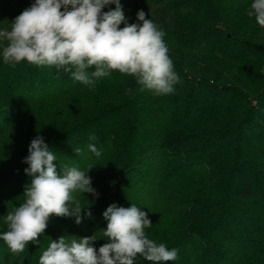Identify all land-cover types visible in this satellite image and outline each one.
Segmentation results:
<instances>
[{
  "label": "trees",
  "instance_id": "trees-1",
  "mask_svg": "<svg viewBox=\"0 0 264 264\" xmlns=\"http://www.w3.org/2000/svg\"><path fill=\"white\" fill-rule=\"evenodd\" d=\"M33 2L0 0V29L10 30ZM252 2L120 0L129 24L143 10L165 33L181 81L168 95L141 91L118 71L93 89L63 69L13 67L0 55V232L25 199L31 178L22 160L37 135L58 166L94 165L88 175L98 193L77 194L81 216L91 218L50 217L38 244L22 253L0 240V264H39L61 236L94 234L98 249L108 242L102 213L112 203L148 214V238L179 250L166 264H264V28L247 15ZM90 134L100 158L88 151Z\"/></svg>",
  "mask_w": 264,
  "mask_h": 264
},
{
  "label": "clouds",
  "instance_id": "clouds-1",
  "mask_svg": "<svg viewBox=\"0 0 264 264\" xmlns=\"http://www.w3.org/2000/svg\"><path fill=\"white\" fill-rule=\"evenodd\" d=\"M109 4L115 9L103 11ZM247 15L264 28V0H253ZM136 19V23H128L120 0H34L12 20L10 30L0 29V55L13 67L26 61L63 69L93 89L97 79L118 71L134 78L141 91L147 89L156 96L172 94L181 81L163 39L165 33L143 10L137 11ZM132 93L126 89V95ZM89 140L93 143L88 144V151L100 158L95 134H90ZM74 152L80 156L82 149ZM56 161L55 152L42 136L31 140L22 160L28 165L24 172L31 178L24 186L25 199L3 217L7 230L0 232V240L13 254L24 252L29 243L38 244L52 216H74L76 224L92 216L90 211L81 216L85 205L77 194L98 196L88 175L94 165L81 170L68 164L58 166ZM102 216L107 224L101 238L107 243L95 248L94 234L51 239L39 264H135L138 258L166 264L178 259L177 248L169 249L148 238L145 229L152 221L136 204L123 207L112 203Z\"/></svg>",
  "mask_w": 264,
  "mask_h": 264
},
{
  "label": "rangeland",
  "instance_id": "rangeland-1",
  "mask_svg": "<svg viewBox=\"0 0 264 264\" xmlns=\"http://www.w3.org/2000/svg\"><path fill=\"white\" fill-rule=\"evenodd\" d=\"M8 141H9V140H8ZM9 146H11V147H12V146H13V144H12V143H10V144H9Z\"/></svg>",
  "mask_w": 264,
  "mask_h": 264
}]
</instances>
